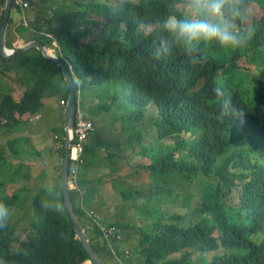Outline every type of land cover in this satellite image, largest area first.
<instances>
[{
    "label": "trees",
    "instance_id": "obj_1",
    "mask_svg": "<svg viewBox=\"0 0 264 264\" xmlns=\"http://www.w3.org/2000/svg\"><path fill=\"white\" fill-rule=\"evenodd\" d=\"M48 1L30 0L24 14L14 4L13 10L25 17L35 40L48 48L58 44V56L66 65L71 63L79 87L94 91L93 115L112 123L107 131L125 135L116 148L96 142L98 155L86 145L77 188L70 190L75 212L97 253L119 260L127 247L132 255L123 264H264V0H257L255 31L248 45L235 50L209 45L202 49L207 57L203 65L190 63L179 48L155 59L162 35L159 22L169 14L167 0H60L45 11ZM4 5L0 0V23ZM140 24H147L152 35H143ZM43 59L57 67L55 72H49L50 66L44 71L37 67L33 72L42 74H35L36 85L22 99L4 98L0 136H14L40 116L47 82L57 74L64 77L61 67ZM0 60L13 61L1 55ZM217 79L243 110V124L219 119L220 105L212 91ZM68 94L66 84L63 100ZM91 120L96 127L98 119ZM126 124L133 132H119ZM94 134L95 130L91 139ZM56 135L60 143L55 149L64 154L65 133ZM31 142L29 136L10 139L11 154L0 146V177L9 173V163H27ZM103 161L109 167L104 171L108 178L97 175ZM140 171L149 176L147 182L122 183L129 192L117 189ZM10 185L0 182V189ZM114 193L128 203L122 220L114 221L122 215L116 217L117 210L110 208L108 197ZM32 196L28 185L11 196L0 195L11 211L31 200L37 216L18 233L12 212L9 228L0 231V256L8 264H88L89 255L66 209L52 210L45 195ZM142 198L154 207L135 215ZM61 200L65 208L64 194ZM95 202L109 216L89 208ZM83 205L91 210L83 211ZM174 205L182 210L170 211ZM143 217L152 219L144 227L136 223ZM111 227L117 233L106 239L103 230Z\"/></svg>",
    "mask_w": 264,
    "mask_h": 264
},
{
    "label": "rangeland",
    "instance_id": "obj_2",
    "mask_svg": "<svg viewBox=\"0 0 264 264\" xmlns=\"http://www.w3.org/2000/svg\"><path fill=\"white\" fill-rule=\"evenodd\" d=\"M60 2V0H49L44 4L45 11L48 8L54 7ZM28 15V14H27ZM0 17H1V6H0ZM11 17L13 20V23H10L7 34L9 36H13L14 38L18 37L17 33H13V26H15L14 31L24 34V36H29V34H32L31 30L28 27L27 21H25V17L21 16L16 9L12 10ZM23 36V35H22ZM35 37L34 35H32ZM9 45H13L11 41H8ZM39 54L36 49L28 51L24 54H21L18 59L21 61H18V59H13L12 62L7 63L5 61L0 60V106L2 104V101L4 98L8 95H12L15 99H22L25 91L32 89L36 85L37 77L35 74L41 75L42 72H33L34 70H37L38 67L40 70L44 68V62L41 61L38 65L34 62V59L36 58V55ZM21 62H27L26 66L22 67L20 64ZM51 75H49L50 77ZM36 82V83H35ZM65 76L63 77L61 74H57L53 76L46 84V93H45V104L41 111V115L34 118L29 125H26L24 129L16 132L14 136H8L5 137L3 133H1L0 136V146L2 147H8V141L10 139H13L15 137H23V136H29L32 140L31 145L32 149H30L29 153L27 152L25 158L26 162L24 165L22 161L19 159L18 161H15L18 164H8V174H4V177H0V182H9L11 183L8 187H2L0 189V195L2 196H11L13 195L19 188H21V185H28L30 187V190L32 189L33 196L43 194L45 195V204L48 208L52 210H56L53 206V202L50 200V198L46 195L44 191V184L46 181H53L58 189H59V202L62 204V211H59L61 213H65V208L62 203L61 197H62V167L61 162L63 161L64 154H60L58 156H54L56 151L52 148H43L44 144L47 142L48 144L52 145V142H55V137L57 133L63 134L65 133L64 129V122L62 121V108L60 106H63V104H60L63 99H65L66 96V84H65ZM69 91V89H68ZM91 91V92H90ZM87 90L86 87H79V106L82 109V111L89 116L91 119H98V125L95 127V134L94 137L87 142V145L95 152V154H100L101 152L99 150H96L93 148V146L97 143L99 144H106V145H112V148H116L121 142L122 139L125 137V135H122L120 133L115 132L114 130H108L112 129V123L108 120H106L103 117L97 118L93 115V113L96 112V107H94L92 110L91 108L95 106V101L92 97V94L94 95V91ZM69 95V94H68ZM68 99V98H67ZM56 108V110H54ZM91 110V113H90ZM91 114V115H90ZM95 123V122H94ZM109 127V128H108ZM131 131L133 132V129L128 125H124L119 128V132H127ZM105 133V134H104ZM97 138V139H96ZM52 141V142H51ZM21 148L22 146H19ZM8 151H10V148H7ZM11 154V151H10ZM23 157V156H22ZM24 158V159H25ZM98 157H96L97 160ZM59 166V169L56 167ZM112 169H115V165L110 166ZM105 168H109L107 163L103 161L100 163L97 171V175L104 176L105 178H108L107 175H105L104 171ZM6 172V171H5ZM39 178V179H38ZM38 179L39 181L37 182ZM149 180V176L145 174L143 171H140L139 176L132 177L130 176L128 180H123L121 184L117 187L118 190H125L126 192L130 191V188L128 185L130 184H144ZM16 181V182H14ZM14 182V183H13ZM13 183V184H12ZM122 183H126L128 185L123 186ZM42 187L40 188V192L35 193L36 186ZM110 186V185H109ZM6 189V190H5ZM34 189V190H33ZM145 193H149V189L144 190ZM182 193V191H179ZM32 196V197H33ZM108 200H110V208L112 210H117L114 212L115 216L118 217L122 215L120 218H114V221L116 220H122L125 218L126 212L129 208L128 203H123V200L118 197L117 193H114L113 195H110L108 197ZM145 199L142 198L140 201H138V209L135 211V215L137 213H144L145 210H147L148 207H154V202L151 203L150 206H147V203L144 201ZM140 204V205H139ZM96 208V209H95ZM95 210L98 213L108 215L110 214L109 211H104L102 207L96 203ZM93 209V210H94ZM164 209L168 210V206L164 205ZM86 205H83V211H90ZM94 210V212H96ZM182 210V207L179 205H174L170 207V211L172 212H179ZM57 211V210H56ZM14 213L13 216V222L16 226V231L18 233L22 232L24 228L29 226L32 222V220L37 219V216L33 210L32 207V201L29 200V202L22 203V207L17 208L16 210L12 211ZM96 212V213H97ZM137 212V213H136ZM134 215V213L132 212ZM134 220H136L134 218ZM141 222H136L138 225H142L144 227L145 225L150 223V220L139 219ZM140 223V224H139ZM136 224V225H137ZM89 225L86 226L88 229ZM88 234V233H87ZM130 241V240H129ZM131 243V241H130ZM125 256L118 255V259L115 257H112L108 255L107 253H102V258L106 264H123L125 263V260L128 256H131L132 253L130 252L129 248H125Z\"/></svg>",
    "mask_w": 264,
    "mask_h": 264
},
{
    "label": "clouds",
    "instance_id": "obj_3",
    "mask_svg": "<svg viewBox=\"0 0 264 264\" xmlns=\"http://www.w3.org/2000/svg\"><path fill=\"white\" fill-rule=\"evenodd\" d=\"M166 7L169 14L159 22L162 35L154 50L156 60L179 48L190 63L203 65L207 61L203 48L219 45L223 49H242L254 35L257 0H167ZM177 9H182L184 14H179ZM132 15L135 17L134 11ZM148 28L147 24L138 25L143 35L151 36ZM67 66L76 79L71 63ZM212 91L220 105L219 119L230 118L243 124L244 112L233 103L223 80L217 79ZM43 187L54 208L62 211L57 185L46 181ZM11 218L10 206L0 200V231L9 228ZM0 264L8 261L0 256Z\"/></svg>",
    "mask_w": 264,
    "mask_h": 264
},
{
    "label": "water",
    "instance_id": "obj_4",
    "mask_svg": "<svg viewBox=\"0 0 264 264\" xmlns=\"http://www.w3.org/2000/svg\"><path fill=\"white\" fill-rule=\"evenodd\" d=\"M12 10L13 0H5L2 20L0 23V55L6 59H14L30 50L38 49L42 52L45 58L57 64L64 71L65 82L69 89L67 104L62 109V120L65 129V152L62 161V190L65 199V209L73 223L77 239H79L89 255L90 259L88 264H106L90 242L86 230L82 226L79 217L75 212L70 194L69 168L71 159V136L75 128L76 114L79 107V83L75 79L73 72L66 65L65 61L59 56L51 53L41 42L33 41L31 43L23 44L18 48H10L8 44H6V34Z\"/></svg>",
    "mask_w": 264,
    "mask_h": 264
},
{
    "label": "built area",
    "instance_id": "obj_5",
    "mask_svg": "<svg viewBox=\"0 0 264 264\" xmlns=\"http://www.w3.org/2000/svg\"><path fill=\"white\" fill-rule=\"evenodd\" d=\"M13 4L24 14L27 9L30 7V0H13ZM69 67H71L69 65ZM62 104L64 107L66 106L67 102L63 101ZM95 130L94 122L89 119L85 113L80 109L76 114V122H75V128L71 136V159L70 164L73 162V165H70L69 168V175L72 179L70 182V186L73 189L77 188V180H78V173L80 172V169L82 167V164H84V153H85V147L87 144V141L92 136L93 132ZM91 216L96 223H98L99 226H102L103 224L99 223L96 220V214L94 212H90L88 214ZM98 219V218H97ZM105 232V238L110 239V235L114 232L117 233L116 228L111 227L108 230H103ZM119 237V236H118Z\"/></svg>",
    "mask_w": 264,
    "mask_h": 264
},
{
    "label": "crops",
    "instance_id": "obj_6",
    "mask_svg": "<svg viewBox=\"0 0 264 264\" xmlns=\"http://www.w3.org/2000/svg\"><path fill=\"white\" fill-rule=\"evenodd\" d=\"M14 29H15V26H13V33L15 34V33H17V35H18V37L19 38H17V37H11V36H9V34H6V44H8V46L10 47V48H16V46L19 44V46H21V45H23V44H26V43H31V42H33V41H37V40H35V38L32 36V34H29V36H24V34H21V33H19V32H15L14 31ZM23 35V36H22ZM8 41H11L12 43H14L13 45H9V43H8ZM55 46L58 48L59 46H58V44L57 43H55ZM56 47H46L51 53H53V54H55L56 56H58V52H57V49H56ZM34 50V49H33ZM37 50V52L39 53L38 55L37 54H34V55H36V58L34 59V62L35 63H37V65L41 62V61H43L44 62V66L46 67V66H50V71L49 72H55V70H56V66L54 65V64H52L51 62H48L47 60H45V59H43V54H42V52L40 51V50H38V49H36ZM31 51V50H30ZM45 58V57H44ZM14 59H18V57L17 58H14ZM47 59V58H46ZM13 60V59H12ZM49 60V59H48ZM18 61H21L20 59H18ZM45 69L43 68V71H44ZM63 101H65V100H62V101H60L61 103L60 104H62V102ZM62 109H63V106H60ZM54 110H56V108H54ZM62 112V111H61ZM39 118V117H38ZM63 121V120H62ZM56 137H57V135H56ZM56 137H55V142H52V145H50V144H48L47 142L44 144V146H43V148H52V149H55V148H57L58 146H59V144H58V142L59 141H57L56 140ZM91 139V138H90ZM89 141V140H88ZM60 143V142H59ZM55 151L57 152V154L55 153V155L54 156H58V155H60V151L57 149H55ZM61 167H62V162H61ZM57 169H59V166H57L56 167ZM39 179V178H38ZM38 179H36L37 180V182L39 181ZM21 186H25V184L24 185H21ZM36 186V185H35ZM40 188H42V187H38V186H36V189L34 190L35 191V193L36 192H40L41 190H40ZM32 190V189H31ZM63 191V190H62ZM32 193H34L33 191H32ZM91 201V200H90ZM96 203L97 202H95V204H93V205H91V206H89V208L91 207V208H95V205H96Z\"/></svg>",
    "mask_w": 264,
    "mask_h": 264
},
{
    "label": "bare ground",
    "instance_id": "obj_7",
    "mask_svg": "<svg viewBox=\"0 0 264 264\" xmlns=\"http://www.w3.org/2000/svg\"><path fill=\"white\" fill-rule=\"evenodd\" d=\"M77 79V78H76ZM78 101H79V95H78ZM80 107V106H79ZM79 107H78V110H79ZM81 109V108H80ZM82 110V109H81ZM78 112V111H77ZM62 173V172H61ZM71 178H70V175H69V182H71Z\"/></svg>",
    "mask_w": 264,
    "mask_h": 264
}]
</instances>
